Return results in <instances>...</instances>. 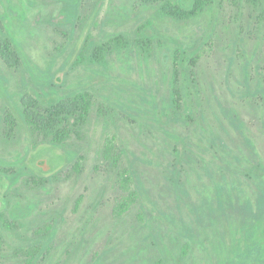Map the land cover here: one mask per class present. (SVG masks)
<instances>
[{"label": "rangeland", "instance_id": "1", "mask_svg": "<svg viewBox=\"0 0 264 264\" xmlns=\"http://www.w3.org/2000/svg\"><path fill=\"white\" fill-rule=\"evenodd\" d=\"M147 23L155 34L150 54L133 46L105 65L86 58L73 64L82 48L88 56L111 33L133 37ZM8 30L41 70L63 78L42 89L0 56V160L25 172L16 183L0 174V264H176L171 257L186 243L192 246L185 264H219L191 201L216 203L220 186L253 203L259 194L257 179L247 175L254 161L223 109L237 117L264 167L263 4L215 0L199 16L177 20L141 0H0V42ZM180 47L197 61V83L185 90L182 108L193 117L189 123L172 110L163 120L157 113L168 99ZM76 90L90 91L92 109L63 145L33 147L24 128L6 136L4 115L8 109L19 115L22 93L48 99ZM109 135L116 139L113 153L123 150L118 165L105 157ZM130 165L160 220L140 200L116 213L128 194L119 171ZM176 168L188 195L176 191ZM35 174L46 177L43 185L31 180ZM18 202L35 208L14 220ZM183 223L197 233L195 243L181 234ZM152 231L160 232L169 256L162 257Z\"/></svg>", "mask_w": 264, "mask_h": 264}, {"label": "trees", "instance_id": "2", "mask_svg": "<svg viewBox=\"0 0 264 264\" xmlns=\"http://www.w3.org/2000/svg\"><path fill=\"white\" fill-rule=\"evenodd\" d=\"M235 2L236 0H227ZM253 4L262 3L264 0H248ZM142 3L156 4L158 12L162 15L172 17L177 20H190L206 11L215 0H141ZM150 23L136 29L132 33L117 32L111 33L107 40L92 44L93 51L90 55H85V48H82L77 55L73 64H80L88 60L92 64L105 65L109 57L113 54L124 51L133 46L139 47L146 53L150 54L152 50L153 38L155 34L149 27ZM89 38V37H88ZM86 57H85V56ZM0 56L4 62L11 68L22 69L29 74L31 81L39 85L42 89L46 86L54 88V84L62 83V75L48 70H41L39 66L31 59L24 50L18 39L10 30L6 33V38L0 42ZM86 58V60H84ZM196 57L189 54L184 48H177L173 55L172 61V78L168 99L160 112L162 120L169 116L170 110L174 111L178 119L189 123L192 115L183 114L185 90L195 87L196 80ZM195 89V88H194ZM93 96L88 90H76L67 94L65 97L46 98L41 93L36 96L30 92L22 93L20 106L18 107L19 115L11 109L6 110L4 115L6 136L13 138L16 132L24 128L30 135L33 147L43 143H51L56 146L63 145L72 133H79L82 127L88 122L90 111L92 109ZM229 123L237 128L238 134L243 143L248 148L254 164L248 167L247 175L257 181L259 194L255 203L248 199L241 200L237 193H230L225 186L219 187L217 202L212 203L207 198L204 199L201 206H195L191 201L194 211L198 214V221L204 228L201 232L202 237H206L212 246V253L218 257L219 264H264V167L257 159V153L251 140L245 136V133L238 129L237 117L230 109H223ZM146 114V112H144ZM156 113V114H157ZM115 136L107 137L105 143V157L113 164H119L121 156L120 150L117 154L115 150ZM179 155L181 154V147ZM44 168H48V162L44 160L40 163ZM263 172L258 174V169ZM49 169V168H48ZM0 174L8 176L13 183H16L25 172L21 167H14V163L0 160ZM263 174V175H262ZM121 185L128 191L123 201L118 205L116 213L118 215L126 212L129 207L139 200L147 213L153 214L160 220L158 214L153 213V207L156 203L151 197L150 191L146 188L137 168L133 165L124 167L119 171ZM180 170L175 169L174 182L178 193L188 195L187 190L182 187V181L179 178ZM33 182L43 185L46 177L33 175ZM48 180V179H47ZM134 187L132 188V185ZM152 202V206L149 204ZM35 204L16 203L12 208L11 214L14 220L29 216ZM157 219V220H158ZM12 224H14L12 222ZM210 228L209 231L207 229ZM181 234L189 237L195 243L194 234L185 223H183V232ZM200 234H198L199 236ZM151 236L155 239L156 244L162 251V257H167V246L159 231ZM1 241V238H0ZM192 243H186L181 247L179 254H173L171 257L176 264H185ZM44 246L34 248L33 258L44 252ZM34 262V261H33Z\"/></svg>", "mask_w": 264, "mask_h": 264}]
</instances>
